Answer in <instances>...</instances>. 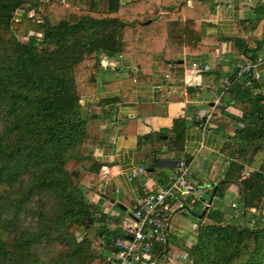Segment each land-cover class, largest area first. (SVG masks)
Here are the masks:
<instances>
[{"label": "trees", "instance_id": "obj_1", "mask_svg": "<svg viewBox=\"0 0 264 264\" xmlns=\"http://www.w3.org/2000/svg\"><path fill=\"white\" fill-rule=\"evenodd\" d=\"M185 7L186 0H0V264H105L116 250L124 236L119 218L92 204L80 168H68L90 158L85 142L97 114L83 98L98 91L100 72L111 68L105 58L132 54L140 79L157 61L168 66L190 51L193 19ZM181 13L184 37L165 26L180 23ZM237 25L248 35L234 42L256 59L264 16ZM236 71L219 107L223 113L226 105L239 107L240 115L226 114L240 126L222 176L205 186L210 205L195 213L190 264H264V220L249 222V208L264 205V165L249 168L264 149V79ZM128 82L134 87L131 76L115 81V100H127L121 83ZM184 123L175 119L172 128L177 150ZM99 168L94 160L83 167ZM231 185L238 188L239 216L222 201Z\"/></svg>", "mask_w": 264, "mask_h": 264}, {"label": "crops", "instance_id": "obj_2", "mask_svg": "<svg viewBox=\"0 0 264 264\" xmlns=\"http://www.w3.org/2000/svg\"><path fill=\"white\" fill-rule=\"evenodd\" d=\"M185 9L193 19L188 28L190 51L177 54V60L168 66L157 61L140 79L133 55L121 54L109 60L111 68L100 72L98 91L83 98L97 117L88 124L84 154L90 158L83 166L72 165L81 170L79 179L89 201L112 217L128 214L146 190L168 184L179 171V161L186 157L190 158L191 182H216L225 168L234 131L240 126L226 114L240 115V108L229 104L223 113L214 100L235 68L249 60L234 42V38L248 35L237 24L263 17L264 0H186ZM182 15L180 23L168 20L165 26L171 34L184 37L186 17ZM256 54L264 57V43ZM260 72L264 79V67ZM130 76L135 79L134 87L130 82L121 83L127 100H115L119 90L113 84ZM179 118L185 125L181 149L177 150L171 138L174 121ZM93 160L100 165L97 172L83 169ZM263 165L264 149L249 168ZM139 167H144L145 173L129 179ZM237 197L238 188L231 185L222 200L225 209ZM173 234L170 231L169 237ZM187 239L193 245L196 233ZM168 249L167 244V252L160 258L168 255ZM172 261L190 264L189 259Z\"/></svg>", "mask_w": 264, "mask_h": 264}, {"label": "built area", "instance_id": "obj_3", "mask_svg": "<svg viewBox=\"0 0 264 264\" xmlns=\"http://www.w3.org/2000/svg\"><path fill=\"white\" fill-rule=\"evenodd\" d=\"M47 1V0H46ZM104 65L110 62L103 59ZM264 64V57L258 56L254 60H247L237 66L236 75L241 76L249 73L253 79H259L261 72L259 67ZM193 66L198 64L193 63ZM207 68V65H204ZM250 80L246 81L249 84ZM229 83L226 82V85ZM224 91L214 100L215 104H220ZM226 163L228 161L226 160ZM179 171L170 177V181L163 187L146 190L131 208L130 212L119 218V227L124 236L116 238V250L109 253L105 264H156L158 258L166 250L168 237L170 234V220L176 213H184L190 203L199 199L207 207L210 205L209 198L205 192L207 183L201 184L191 182L189 166L185 162L179 161ZM137 173H145L144 167H139L129 179ZM234 208V216H239L236 201L230 203ZM249 212L253 216L249 219L254 223L257 219L264 220V205L262 207H250Z\"/></svg>", "mask_w": 264, "mask_h": 264}, {"label": "rangeland", "instance_id": "obj_4", "mask_svg": "<svg viewBox=\"0 0 264 264\" xmlns=\"http://www.w3.org/2000/svg\"><path fill=\"white\" fill-rule=\"evenodd\" d=\"M74 167L75 166L71 163L68 168L72 169ZM205 192L207 191L205 190ZM202 208H204V204L202 200L199 199L195 203H190L186 212L177 213V215L173 217L170 231L174 234L169 237L168 255H163L159 258L157 261L158 264H172V259L179 260L181 262L185 259H189L188 253L192 244L187 239V236H190L193 232L196 233L199 224L195 213H200ZM95 243L98 246L100 240L95 239Z\"/></svg>", "mask_w": 264, "mask_h": 264}, {"label": "water", "instance_id": "obj_5", "mask_svg": "<svg viewBox=\"0 0 264 264\" xmlns=\"http://www.w3.org/2000/svg\"><path fill=\"white\" fill-rule=\"evenodd\" d=\"M204 213V211L201 213V215L200 216H202V214Z\"/></svg>", "mask_w": 264, "mask_h": 264}]
</instances>
